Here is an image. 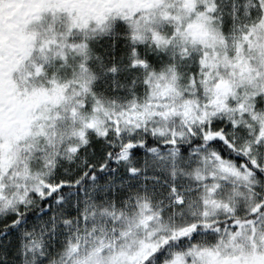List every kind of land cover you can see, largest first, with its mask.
Wrapping results in <instances>:
<instances>
[{
  "label": "snow or ice",
  "instance_id": "snow-or-ice-1",
  "mask_svg": "<svg viewBox=\"0 0 264 264\" xmlns=\"http://www.w3.org/2000/svg\"><path fill=\"white\" fill-rule=\"evenodd\" d=\"M0 264H264V0H0Z\"/></svg>",
  "mask_w": 264,
  "mask_h": 264
}]
</instances>
